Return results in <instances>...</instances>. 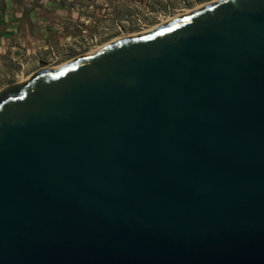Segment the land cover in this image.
<instances>
[{
    "label": "water",
    "instance_id": "obj_1",
    "mask_svg": "<svg viewBox=\"0 0 264 264\" xmlns=\"http://www.w3.org/2000/svg\"><path fill=\"white\" fill-rule=\"evenodd\" d=\"M0 264H264V0L2 88Z\"/></svg>",
    "mask_w": 264,
    "mask_h": 264
},
{
    "label": "rangeland",
    "instance_id": "obj_2",
    "mask_svg": "<svg viewBox=\"0 0 264 264\" xmlns=\"http://www.w3.org/2000/svg\"><path fill=\"white\" fill-rule=\"evenodd\" d=\"M55 3L64 25L51 38L55 45L23 65H7L0 90L41 68H51L81 57L98 46L140 33L211 0H47ZM48 2H46L47 4ZM64 34V35H62ZM64 36V37H63ZM12 62V61H11Z\"/></svg>",
    "mask_w": 264,
    "mask_h": 264
},
{
    "label": "crops",
    "instance_id": "obj_3",
    "mask_svg": "<svg viewBox=\"0 0 264 264\" xmlns=\"http://www.w3.org/2000/svg\"><path fill=\"white\" fill-rule=\"evenodd\" d=\"M60 8L47 0H0V75L52 50L64 25Z\"/></svg>",
    "mask_w": 264,
    "mask_h": 264
},
{
    "label": "bare ground",
    "instance_id": "obj_4",
    "mask_svg": "<svg viewBox=\"0 0 264 264\" xmlns=\"http://www.w3.org/2000/svg\"><path fill=\"white\" fill-rule=\"evenodd\" d=\"M215 1H217V0H211L210 2H207V3L201 4V5L195 6L194 8H192V9H190V10H186L184 13L179 14V15L173 17V18H168V19H166V20H162V21H161L160 23H158L157 25H155V26H153V27H149L147 30H144L143 32L130 34V35H127V36H124V37H120V38H114L113 40H110L109 42H106V43H104V44L98 46L96 49H94V50H92V51H90V52H88V53H86V54H84V55H82V56H89V55H91V54L97 52L98 50H100V48H102V47H104V46H107V45H109V44H112V43H114V42H116V41H118V40H121V39H124V38L135 37V36H139V35H142V34H145V33L151 32L152 30H154V29H156V28H158V27L164 25L165 23H167V22H169V21L174 20L175 18H178V17H180V16H183V15H185V14H188V13L194 11V10H197V9H199V8H202V7H204V6H206V5L210 4V3H213V2H215ZM82 56H81V57H82ZM77 58H78V57H77ZM75 59H76V58L71 59V60H68L67 62H64L63 64L57 65V66H55V67H51V68H41V69H39V70H42V69L56 70V69H58V68H61V67L65 66V65L69 64L70 62H72V61L75 60ZM32 74H33V73H32ZM32 74H30V75L27 76L26 78H22V79L19 80L17 83L25 82L26 80H28V79L31 77Z\"/></svg>",
    "mask_w": 264,
    "mask_h": 264
}]
</instances>
